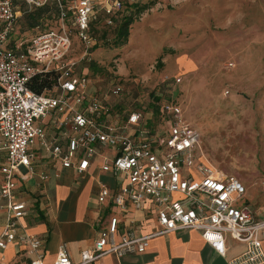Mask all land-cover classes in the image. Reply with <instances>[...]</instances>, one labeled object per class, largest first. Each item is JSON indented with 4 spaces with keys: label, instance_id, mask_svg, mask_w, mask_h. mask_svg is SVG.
<instances>
[{
    "label": "built area",
    "instance_id": "1",
    "mask_svg": "<svg viewBox=\"0 0 264 264\" xmlns=\"http://www.w3.org/2000/svg\"><path fill=\"white\" fill-rule=\"evenodd\" d=\"M24 1L36 7L48 0ZM56 1L63 20L68 9L61 0ZM134 1L75 0L69 6L75 32L90 42V22L99 13L111 23L113 13ZM16 18L13 1L0 0V151L5 153L0 163V207L6 209L0 224V249L19 239L31 253L29 264H89L107 253L143 252L155 235L193 228L216 253L226 256L228 264H264V211L258 215L244 199V184L233 175L221 174L207 159L199 130L186 119L178 102H159V127L138 109H131L120 122L104 101L91 96L86 74L76 71L75 61L68 55L70 30L62 23L12 46L7 41ZM52 69L58 71L53 93L37 92L29 86L34 75ZM122 90L119 82L111 88L115 95ZM50 113L57 116L59 127L53 136H48L38 121ZM36 140L62 166L78 172L85 170L102 148H111L113 152L104 153L99 166L123 179L114 190L101 184L98 201L109 200L123 214L129 206L152 212L158 228L139 233L133 217L121 222L114 211L98 228L92 244L80 250L78 261L70 259L62 244L53 262L47 263L43 238L21 225L27 207L15 196L17 181L34 170ZM47 175L41 171L39 177ZM231 240L240 242L242 248L229 253Z\"/></svg>",
    "mask_w": 264,
    "mask_h": 264
},
{
    "label": "rangeland",
    "instance_id": "2",
    "mask_svg": "<svg viewBox=\"0 0 264 264\" xmlns=\"http://www.w3.org/2000/svg\"><path fill=\"white\" fill-rule=\"evenodd\" d=\"M12 1L18 17L8 45L63 23L71 32L69 57L88 77L91 96L104 101L113 118L138 109L159 127L156 103L176 101L199 130L211 164L246 189L264 190V0H153L129 25L121 45L113 40L126 6L113 13L111 23L100 18L85 42L72 22L69 6L75 0H61L68 9L63 20L49 0L37 26L30 27L23 12L34 7ZM146 1L151 0H140ZM116 82L123 86L118 95L111 92ZM254 191L257 200L260 191Z\"/></svg>",
    "mask_w": 264,
    "mask_h": 264
},
{
    "label": "crops",
    "instance_id": "3",
    "mask_svg": "<svg viewBox=\"0 0 264 264\" xmlns=\"http://www.w3.org/2000/svg\"><path fill=\"white\" fill-rule=\"evenodd\" d=\"M76 71L79 72L78 69ZM125 118L117 117L120 122H124ZM56 119L57 116L50 113L38 120L48 136H53L59 129ZM61 128L66 126L62 125ZM34 148V170L25 179L17 181L15 196L23 199L27 207V213L20 219L21 225L28 232L43 238L44 260L47 263L53 262L62 244L68 250L70 259L78 261L80 250L92 244L98 228L106 223L114 211L119 214L121 222L128 221L129 216L133 217L139 233L158 228L152 212L129 206V211L123 214L109 200L98 201L97 192L101 184L114 190L123 179L120 174L104 171L99 166L102 155L113 152L111 148H102L101 153L82 172L74 167L62 166L39 140L35 141ZM0 154L5 159L4 151H0ZM41 171L47 172L46 178L39 177ZM254 190L260 191L257 200L252 195ZM244 199L256 208L258 215L263 214L264 190L250 186L245 191ZM5 218L6 209L0 207V224ZM231 246L229 253L242 248V244L235 240H231ZM30 255L25 244L16 239L0 249V264H29ZM89 264H228V261L226 256L216 253L203 240L199 230L184 228L151 237L143 252H129L120 256L107 253Z\"/></svg>",
    "mask_w": 264,
    "mask_h": 264
},
{
    "label": "trees",
    "instance_id": "4",
    "mask_svg": "<svg viewBox=\"0 0 264 264\" xmlns=\"http://www.w3.org/2000/svg\"><path fill=\"white\" fill-rule=\"evenodd\" d=\"M49 1V0H48ZM47 1V2H48ZM52 1V6L54 7V10L57 12L56 14L59 16L60 14V6L56 0H51ZM64 0H62L63 2ZM46 2V3H47ZM44 3L41 6H36L33 9L29 11H24L23 15L26 16V24L28 26H35L38 24L39 16L41 11L47 7V4ZM153 3V0L151 1H146V2H140V0H136L130 4H127L126 7L128 11L122 15L121 21L117 26L115 35H114V45H121L126 42L128 32H129V25L139 17L140 13L149 8ZM104 17L103 13H99L98 17L90 22V31H91V26L96 24L100 18ZM43 30V29H40ZM58 75V71L56 70H49L45 71L42 73H38L32 77V79L29 82V86L32 87L35 91L41 92V91H46L50 90L51 87L55 84L56 77ZM49 92V91H48ZM54 92V90L52 91ZM156 103V102H155ZM157 111L159 113V116H161V111L159 108L158 103H156Z\"/></svg>",
    "mask_w": 264,
    "mask_h": 264
}]
</instances>
